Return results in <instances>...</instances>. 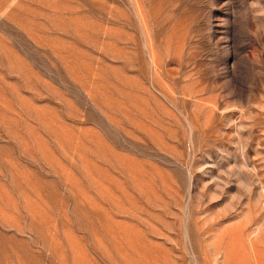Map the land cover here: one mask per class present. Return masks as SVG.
I'll use <instances>...</instances> for the list:
<instances>
[{
    "label": "rangeland",
    "instance_id": "1",
    "mask_svg": "<svg viewBox=\"0 0 264 264\" xmlns=\"http://www.w3.org/2000/svg\"><path fill=\"white\" fill-rule=\"evenodd\" d=\"M0 264H264V0H0Z\"/></svg>",
    "mask_w": 264,
    "mask_h": 264
}]
</instances>
